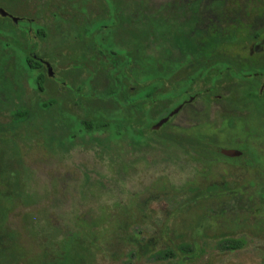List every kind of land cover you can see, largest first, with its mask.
Here are the masks:
<instances>
[{
	"label": "rangeland",
	"instance_id": "1",
	"mask_svg": "<svg viewBox=\"0 0 264 264\" xmlns=\"http://www.w3.org/2000/svg\"><path fill=\"white\" fill-rule=\"evenodd\" d=\"M105 2L107 16L98 20L103 0H0V8L17 19L0 14V256L6 264H54L58 258L60 264H264V165L224 160L212 140L197 145L205 117L216 121L214 107L201 112V92L211 85L193 83L198 92L194 101L168 126L148 132L152 146L135 150L127 135L116 142L120 135L113 130L95 133L101 142L80 132L73 117L85 114L78 89L89 74L96 76L94 63H88L89 74L79 70L81 58L93 56L89 46L93 43L100 53L119 51L105 34L121 24L123 35L115 38L119 45L129 49L134 36L142 46L154 44L152 0ZM128 17L134 26H126ZM246 35L238 34L235 41ZM15 38L28 43L17 45ZM3 40L10 42L8 47ZM35 48L37 57L52 67L42 91L20 71L25 50ZM188 73L180 70L172 82ZM97 78L101 91L108 79L102 72ZM248 86L218 85L212 94L233 87L243 94L241 100L247 99ZM87 88L82 96L91 98L94 93ZM51 100L57 104L39 109ZM17 108L33 115L21 127H13ZM206 130L216 135L212 128ZM166 133L185 138V144L187 137L194 139V148L181 141L182 149L172 146L177 140L163 147L159 138ZM246 136L237 128L218 138L226 144ZM223 240L243 246L224 251ZM188 244L194 252L181 251ZM166 250L175 256L155 258Z\"/></svg>",
	"mask_w": 264,
	"mask_h": 264
},
{
	"label": "flooded vegetation",
	"instance_id": "2",
	"mask_svg": "<svg viewBox=\"0 0 264 264\" xmlns=\"http://www.w3.org/2000/svg\"><path fill=\"white\" fill-rule=\"evenodd\" d=\"M103 1L105 10L98 20L107 16V4ZM152 7L153 18L157 21H153L154 44L148 42L143 46L155 50L157 45L159 52L168 54L170 63L179 70L187 69L186 82L249 85L251 92L242 100L240 96L243 94L238 95L233 87L215 95L208 89L201 92V112L206 109L210 112L214 107L212 111L216 116L213 123L206 121L205 117L201 144L214 141L215 153L224 160H245L251 165H264V0H152ZM125 12L130 14L127 10ZM4 18L13 19L9 13ZM129 19L126 26H134L133 20ZM114 27L110 34L104 32L110 47L122 52L142 51V45L134 37L129 39V49L116 43L115 38L122 34V24ZM240 33L247 34L246 39L235 41ZM91 45L92 52L98 51L96 45ZM183 48L189 50L188 54L182 53ZM33 57L48 71L49 62ZM255 79L260 81L259 87ZM192 101L194 97L183 108ZM207 128H212L216 135H207ZM237 128L246 132L244 139L227 140L223 144L218 138L224 131H236ZM231 150L237 151V155H225L224 151Z\"/></svg>",
	"mask_w": 264,
	"mask_h": 264
},
{
	"label": "trees",
	"instance_id": "3",
	"mask_svg": "<svg viewBox=\"0 0 264 264\" xmlns=\"http://www.w3.org/2000/svg\"><path fill=\"white\" fill-rule=\"evenodd\" d=\"M24 35L27 37V40L32 38L29 32H26ZM36 35L40 39L44 37L42 33H36ZM1 43L8 47L10 42L3 40ZM14 43L21 46L26 45L28 42L22 44L15 38ZM188 51V49L183 48L182 53L188 54ZM25 53L26 55L22 58L25 68L20 71L28 73L34 79L38 87L37 89L42 91L49 73L33 57L34 55L36 57L38 56L36 48L34 52L25 50ZM153 53H155V50L153 51L150 47L142 46V51L138 53L122 51L100 53L99 51H94L92 57L81 58L80 61H82L83 67L81 69L79 68V70H85L89 74L92 69L90 66L88 67V63L93 61L96 65V76L93 77V75L89 74L88 79L78 89L79 94L77 99L82 100L79 101V104H82V109H84L85 114L82 118L73 116L80 132L88 134V139L101 142V138L96 137L94 134L100 132L107 133L113 130L116 135H120L119 140L116 142L123 140L122 134L123 136L127 135L128 138L133 140V149L135 150H138L139 148L136 147H141V145L152 146L147 136L148 132H151L152 126L162 118L167 117L177 107L182 106L183 108L191 97L198 95V92L194 88L195 84L186 82V78L181 81L172 82V78L180 70L177 66L169 62L167 53L159 52L157 56ZM189 53L193 54V52ZM161 56H164L166 64L159 61L162 58ZM6 59L8 60L9 58ZM100 72L105 73L108 79V82L104 84V89L101 91L96 86L98 82L97 77ZM167 72L169 76H164L163 73ZM87 86L90 87L89 91L94 93L91 98L82 96L88 90ZM216 87L213 84L208 90L214 93ZM5 89L10 90V87L5 85ZM52 103L57 104V101L51 100L49 103L41 104L39 109L48 111L52 107ZM13 112V127H19L23 120L27 122L33 118L31 111L26 108H17ZM168 123L164 126H168ZM159 139L161 145L166 141L175 143V140H177L176 144L171 145H175L174 147L180 149L184 147L182 143L185 144V138L184 140L183 138H170L168 133ZM187 140L186 144H190V146H187L193 149L194 145L192 144L195 142L193 141L194 139L187 137ZM197 142H199L197 145L200 147L201 142L199 140ZM242 246V243L239 241L223 240L220 242V248L224 251L238 250ZM181 251L190 253L194 252V249L188 244L183 246ZM174 256L175 253L173 251L166 250L156 254L155 258L169 259ZM4 261L6 260L0 256V262L6 264L7 261ZM55 262L54 264H60V258L56 259ZM8 264H11V262L9 261Z\"/></svg>",
	"mask_w": 264,
	"mask_h": 264
},
{
	"label": "water",
	"instance_id": "4",
	"mask_svg": "<svg viewBox=\"0 0 264 264\" xmlns=\"http://www.w3.org/2000/svg\"><path fill=\"white\" fill-rule=\"evenodd\" d=\"M0 14L4 17L8 16V13L5 12L3 9L0 8ZM13 20L15 22H17L16 18H13ZM47 68H48V72H49V76H52V67L50 64H47ZM182 109V106H179L178 108L174 109L167 117L162 118L161 120H159L156 124H154L152 126V130L153 131H157L159 130L161 127H163L165 124H167L169 122V120L174 117L175 115H177ZM225 155L233 157L237 155V151L231 150V151H224Z\"/></svg>",
	"mask_w": 264,
	"mask_h": 264
}]
</instances>
